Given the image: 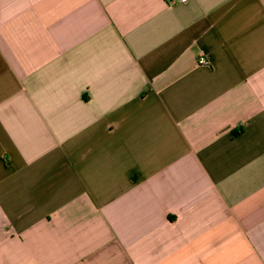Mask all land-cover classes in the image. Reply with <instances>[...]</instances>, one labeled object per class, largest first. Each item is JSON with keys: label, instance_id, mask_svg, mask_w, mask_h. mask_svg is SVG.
I'll list each match as a JSON object with an SVG mask.
<instances>
[{"label": "crops", "instance_id": "0c3cea01", "mask_svg": "<svg viewBox=\"0 0 264 264\" xmlns=\"http://www.w3.org/2000/svg\"><path fill=\"white\" fill-rule=\"evenodd\" d=\"M0 264H264V0H0Z\"/></svg>", "mask_w": 264, "mask_h": 264}, {"label": "built area", "instance_id": "2783aa9c", "mask_svg": "<svg viewBox=\"0 0 264 264\" xmlns=\"http://www.w3.org/2000/svg\"><path fill=\"white\" fill-rule=\"evenodd\" d=\"M170 4H176L178 2H186V0H169ZM198 63L201 65H208L209 62L206 60L205 57H200Z\"/></svg>", "mask_w": 264, "mask_h": 264}]
</instances>
